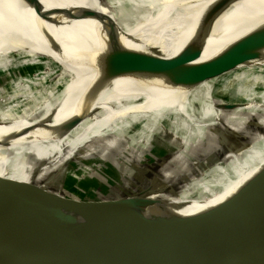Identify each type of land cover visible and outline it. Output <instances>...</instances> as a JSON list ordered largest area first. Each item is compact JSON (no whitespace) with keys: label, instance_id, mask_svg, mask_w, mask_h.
I'll list each match as a JSON object with an SVG mask.
<instances>
[{"label":"bare ground","instance_id":"bare-ground-1","mask_svg":"<svg viewBox=\"0 0 264 264\" xmlns=\"http://www.w3.org/2000/svg\"><path fill=\"white\" fill-rule=\"evenodd\" d=\"M79 2L100 11L107 32L127 35L136 49L157 51L144 57L99 42L90 29L95 24L81 17ZM210 6L224 8V19L218 24L196 20L195 11ZM246 7L264 9V0H0V75L18 79L32 71L35 80L44 76L58 88L70 79L75 82L72 92L55 97L46 109L0 112V179L20 183L7 194L62 196L61 186L45 177L62 165L64 155L56 161L52 156L67 144L79 152L92 147L100 161L122 163L119 158L128 153L130 165L140 171L139 147L142 135L147 137L142 131L130 135L136 122L147 118L143 128L152 126L150 140L160 138L161 124L178 117L182 129L190 124L189 137L196 144L183 142V155L161 169L166 179L160 187L120 193L119 206L164 205L189 212L237 195L223 189L233 182L239 189L240 178L264 166V103L253 101L243 88L248 80L264 83V18L246 20L243 26L226 24ZM176 16L189 22L173 30L167 23ZM164 31L170 33L162 41ZM45 67L52 71H43ZM236 71L241 77L234 84L241 86L235 84V92L249 99L245 105L227 104L212 94L231 82ZM210 78L220 80L213 85ZM226 105L236 107L228 110ZM114 130L116 142L88 140ZM202 159L209 167L200 173ZM77 192L79 188L70 200L78 201ZM85 241L64 233L30 238L22 230L0 227V264H67Z\"/></svg>","mask_w":264,"mask_h":264},{"label":"water","instance_id":"water-1","mask_svg":"<svg viewBox=\"0 0 264 264\" xmlns=\"http://www.w3.org/2000/svg\"><path fill=\"white\" fill-rule=\"evenodd\" d=\"M79 3L82 19L95 24L90 29L99 42L144 57L157 51L136 49L127 35L107 32L100 11ZM223 9L210 6L195 11L196 20L218 24L224 19ZM237 14V20L230 18L226 24L243 26L246 20L263 19L264 9L246 7ZM173 19L167 23L173 30L189 22L183 16ZM169 33L164 31L162 41ZM235 107L225 106L228 110ZM18 185L0 179V227L22 230L30 238L60 233L84 238L81 251L67 264H264L261 176L233 198L189 212L164 205L119 206L121 198L76 202L53 193L42 197L7 194Z\"/></svg>","mask_w":264,"mask_h":264},{"label":"rangeland","instance_id":"rangeland-1","mask_svg":"<svg viewBox=\"0 0 264 264\" xmlns=\"http://www.w3.org/2000/svg\"><path fill=\"white\" fill-rule=\"evenodd\" d=\"M55 69H58V67ZM43 71L50 72L52 70L49 67H45ZM254 71L258 72L260 70L255 69ZM236 76L241 77V73L238 71L234 72L230 77L231 82L225 85L223 84L222 87H215L212 90L213 96L219 100L225 101L227 104H247L249 99L243 95H237L235 92L237 89L236 85L241 86V84H236L238 81L235 82L236 85L234 84V78ZM42 77L43 80H35L32 71L20 73L18 79H14L9 75H0V112L10 115H17V113L28 112L30 108L34 107L46 109L48 106L47 104L55 97L62 96L63 92L70 93L75 88V82L73 81L74 79L63 82L61 85L62 87L60 86L62 90H60L58 85H51L48 78H45L44 76ZM219 80L220 79L210 80L209 82L215 85ZM254 83L255 81L248 80V82L243 83V88L248 90L249 94H252V97L254 98L253 101L262 105L264 103V83L260 85H255ZM54 87H56L55 90H53ZM49 90L53 91V96L44 98L43 94ZM261 116H263L262 113ZM232 119L230 117L231 123ZM141 121L143 124L148 120L146 117H142ZM174 122L178 124L176 125L178 126L177 129L172 124ZM142 124L139 125V123L136 122L134 125L135 129L133 130V133L130 134L133 136L142 131L145 134V137H147L144 138L142 135V143L139 147L140 157L142 158L140 160L142 163L139 162L141 165L140 168H142V170H140L141 172L138 170L135 171V168L130 165L131 158L129 157L128 153L125 155L126 157L124 156L125 158H119V161H123L122 163H115L112 161V158H110L108 161H100L97 160L99 158V154H95V151L92 147L88 148L85 152L80 149L79 152L78 147L77 149H74L67 144V146L62 147V151L57 148L54 156H52V160L56 161L58 160V157L64 155V162H62V165L55 169H49L45 178L49 179L57 186H61L62 195H66L67 199H72L74 193H76V189L78 188L80 189V192H77L78 199L87 200L90 198V200H95L102 199L104 197L116 199L120 197V193L132 194L137 192V190L141 191L144 188L147 189L149 187V189H151L153 186L160 187L163 184V181L166 179L165 174L163 175L161 173L163 166L167 165L168 162L175 160L178 157V154L183 155V142L185 140L189 143H196L191 142L192 140L189 137L190 124L187 126L188 130L182 129L183 122L178 117H171L168 121H165V123L161 124L164 131L160 133V138H153L150 140L149 133L152 131V126H147L148 129H144V124ZM112 132L113 131H111L109 134H112ZM182 136H185L186 139H183ZM238 136L239 139L242 140L240 133H238L237 138ZM96 138H104L105 140L111 141L112 143L116 142V131L112 135H94L88 140L90 141ZM235 140L238 141L236 138ZM115 149L114 152L116 153ZM185 150L186 149H184V151ZM201 162V166L203 167L197 170V172L200 173L207 170L209 167V164L206 162V160L202 159ZM261 163L264 165V161ZM261 167L262 166L260 165L256 166L254 172H248V174L244 176L243 179L240 178L238 182L236 181L237 183H241V185H243L241 187L239 186V189L235 188L234 182H229L231 185L228 186L225 183L228 188L225 187L223 190H226L228 194L229 192L230 194H233L234 191L235 193L237 192L239 194V190L243 191L246 189L250 184H252L256 177L261 176V179H264V172L261 170L264 169V166L263 168ZM129 178H132L131 182H129ZM149 189L147 190L150 191ZM234 196L230 198H233Z\"/></svg>","mask_w":264,"mask_h":264},{"label":"trees","instance_id":"trees-1","mask_svg":"<svg viewBox=\"0 0 264 264\" xmlns=\"http://www.w3.org/2000/svg\"><path fill=\"white\" fill-rule=\"evenodd\" d=\"M173 124V123H172ZM102 199H107L106 197L102 198Z\"/></svg>","mask_w":264,"mask_h":264}]
</instances>
